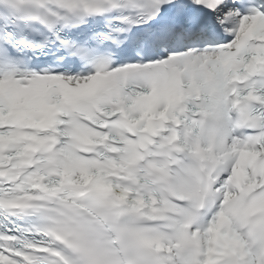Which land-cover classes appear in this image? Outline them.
Listing matches in <instances>:
<instances>
[{
  "label": "snow or ice",
  "instance_id": "1",
  "mask_svg": "<svg viewBox=\"0 0 264 264\" xmlns=\"http://www.w3.org/2000/svg\"><path fill=\"white\" fill-rule=\"evenodd\" d=\"M0 264H264V0H0Z\"/></svg>",
  "mask_w": 264,
  "mask_h": 264
}]
</instances>
